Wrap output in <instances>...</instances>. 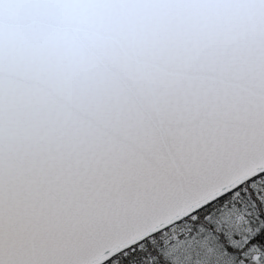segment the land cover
Here are the masks:
<instances>
[{"label": "snow or ice", "instance_id": "obj_1", "mask_svg": "<svg viewBox=\"0 0 264 264\" xmlns=\"http://www.w3.org/2000/svg\"><path fill=\"white\" fill-rule=\"evenodd\" d=\"M0 264H264V0H0Z\"/></svg>", "mask_w": 264, "mask_h": 264}]
</instances>
